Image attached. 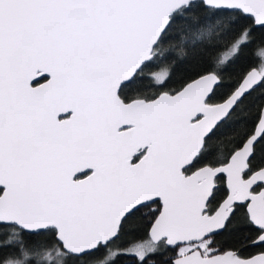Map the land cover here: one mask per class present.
Here are the masks:
<instances>
[{"label":"snow or ice","instance_id":"snow-or-ice-1","mask_svg":"<svg viewBox=\"0 0 264 264\" xmlns=\"http://www.w3.org/2000/svg\"><path fill=\"white\" fill-rule=\"evenodd\" d=\"M0 230V264H264V0H0Z\"/></svg>","mask_w":264,"mask_h":264},{"label":"trees","instance_id":"trees-1","mask_svg":"<svg viewBox=\"0 0 264 264\" xmlns=\"http://www.w3.org/2000/svg\"><path fill=\"white\" fill-rule=\"evenodd\" d=\"M168 47V45H165ZM179 48H176L172 55L175 57H179ZM169 67V69L174 73L171 83L169 87H176L179 85L180 82L187 79L191 75H193V67L191 64H181L179 60L175 65L170 64L168 61H162L160 63V67ZM159 71V67L152 68L146 70V74H150L151 72ZM160 89L156 87H152L147 89L149 94L152 92L158 91ZM221 140H226V137H221ZM210 151L216 153L218 151V143L217 142H210ZM143 211H147L146 209ZM148 218L142 216L141 214H137L135 217L129 219V221L125 224V232L126 237L125 240L128 243L136 242L138 240H143L146 238L144 235L145 226L148 224ZM9 235V231L7 230H0V239L5 238ZM249 233L247 231L240 232L233 229V234L230 235L228 232L223 233L221 236L217 237V240L220 244L224 247L231 245L235 238L243 239L245 236H248ZM32 239H39L40 241H44L47 239L46 236L41 235L40 237H33ZM115 250V249H114ZM5 253L12 251V249H5L3 250ZM114 264H134L133 259L130 256H117L115 259Z\"/></svg>","mask_w":264,"mask_h":264},{"label":"flooded vegetation","instance_id":"flooded-vegetation-1","mask_svg":"<svg viewBox=\"0 0 264 264\" xmlns=\"http://www.w3.org/2000/svg\"><path fill=\"white\" fill-rule=\"evenodd\" d=\"M248 251L254 254L257 251V249L249 247Z\"/></svg>","mask_w":264,"mask_h":264}]
</instances>
